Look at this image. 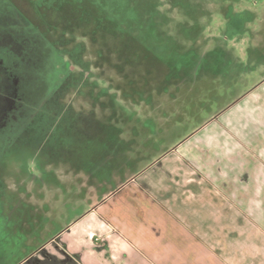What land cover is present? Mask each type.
Here are the masks:
<instances>
[{"label": "rangeland", "instance_id": "rangeland-1", "mask_svg": "<svg viewBox=\"0 0 264 264\" xmlns=\"http://www.w3.org/2000/svg\"><path fill=\"white\" fill-rule=\"evenodd\" d=\"M5 1L16 9L3 21L6 28L19 32L34 27L44 39L47 63L37 75L48 83L44 105L35 108L23 106L18 77L12 74L7 82V108L0 113V216L7 236L4 241L1 229L0 249L7 253H0V264H18L149 166L158 158L155 150L177 145L264 81V0L130 1L142 12L145 6L158 10L155 25L162 36L178 39L185 49L192 45L199 56L223 48L234 60L191 82L179 71L166 83L151 70L147 77L140 64H131L134 53L129 56L120 38L109 34L112 30L105 32L94 18L48 0L40 6L36 0ZM229 9L248 11L252 20L242 36L227 39L224 14ZM191 26L196 27L190 30L194 42L187 43L180 30ZM128 80L143 91L136 104L121 98ZM102 88L108 96L100 93ZM111 95L126 113L117 110L115 120L108 121ZM57 118L91 139H103L104 126L115 130L116 139L101 154L99 170L87 173L68 162L65 149L56 150L57 134H62Z\"/></svg>", "mask_w": 264, "mask_h": 264}, {"label": "crops", "instance_id": "crops-1", "mask_svg": "<svg viewBox=\"0 0 264 264\" xmlns=\"http://www.w3.org/2000/svg\"><path fill=\"white\" fill-rule=\"evenodd\" d=\"M263 87L18 264H264Z\"/></svg>", "mask_w": 264, "mask_h": 264}, {"label": "trees", "instance_id": "trees-1", "mask_svg": "<svg viewBox=\"0 0 264 264\" xmlns=\"http://www.w3.org/2000/svg\"><path fill=\"white\" fill-rule=\"evenodd\" d=\"M48 1L52 4L58 3L59 7L68 5L78 15H87L88 18H94L96 22L104 25L105 32L106 30H112L113 33L109 34L117 35L120 38L122 47L126 49V52L129 51V56L134 53L136 60H131V64L133 61L140 64L147 77L151 70L162 81L164 79V83L169 78H172L174 73H178L179 71L181 76H186V80L191 82L204 75H210L214 68H218L215 66L220 63L228 65L234 64V60L230 58V55L223 48L214 49L205 53L203 56H199L191 49L192 45L190 48L187 47L185 49L187 45H184L178 39L162 36L158 32V29H156L155 24L158 10L156 12L154 6L152 8L145 6L142 12V9H138L140 8L139 6L135 7V4L133 5L130 2L132 0ZM44 2H47V0L35 1L38 6ZM15 10L12 3L0 0V113L2 114L7 108V82L10 78L9 76L12 74L19 79L18 96L22 100L23 106L42 108L44 105V102H42L43 97H47V85L45 82L47 81L48 83V78L42 77L41 79L45 81L42 82L38 79L37 75L38 70L47 63V45L44 39L38 38L39 34L36 33L34 27L25 28L19 32L6 28L3 21L7 17L15 14ZM224 17L226 20L225 37L227 39L234 36H242L245 32V24L252 20V14L250 12H233L232 9H229L224 14ZM192 29H196V27H181L180 35L185 37L184 40L187 43L194 42L193 38L195 33L190 31ZM122 56H124L123 52ZM125 58L126 56H124ZM68 65V63H65L63 69L67 70ZM189 67H193L194 71H188L187 68ZM134 83L136 82L128 80L127 89L121 90V98L136 104L138 100L141 101L143 98V91L137 89ZM24 84H27V86L23 87ZM100 91L104 96L109 95L107 88H102ZM109 98V108L112 111H110L108 121H113L118 113L117 110H120L123 114L125 109L123 106L117 104L115 95H111ZM62 113H59L60 117ZM59 121V118H57L56 124ZM62 123L59 122L57 127L65 136L61 133L57 134L56 150L65 149L66 155H69L67 156L68 162L75 164L78 168L84 169L87 173H89V170H99L101 168V161H103V155L101 154L104 153L111 143V140L114 141L116 139L115 136L117 134L115 130L113 128L108 129L104 126L103 139H91L90 137L87 138L84 136L85 133H83V136L78 135L76 130H72L71 124H66L64 121ZM44 137L45 135L42 139ZM74 140L77 144H74ZM157 146V144L153 145L152 149L154 150ZM164 151L166 149L163 151H159L158 149L154 153L157 152L160 155ZM108 177L106 175L104 178L107 179ZM1 229L3 232V219L0 216V235ZM2 234L3 240L5 241L7 236L4 235V232ZM4 241L3 243H5ZM4 249V251L0 249L1 254L7 253L6 248Z\"/></svg>", "mask_w": 264, "mask_h": 264}]
</instances>
